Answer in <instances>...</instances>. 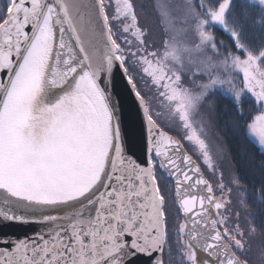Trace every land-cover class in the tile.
<instances>
[{
	"label": "snow or ice",
	"instance_id": "obj_1",
	"mask_svg": "<svg viewBox=\"0 0 264 264\" xmlns=\"http://www.w3.org/2000/svg\"><path fill=\"white\" fill-rule=\"evenodd\" d=\"M227 6L208 11L213 22ZM146 35L133 0H0V264L217 258L222 205L185 151L204 145L157 110L180 94ZM254 59L244 71L264 103ZM202 164L211 170L207 153Z\"/></svg>",
	"mask_w": 264,
	"mask_h": 264
},
{
	"label": "rangeland",
	"instance_id": "obj_2",
	"mask_svg": "<svg viewBox=\"0 0 264 264\" xmlns=\"http://www.w3.org/2000/svg\"><path fill=\"white\" fill-rule=\"evenodd\" d=\"M113 1L116 4V0H112V4ZM135 1L138 15L141 19L146 18V20L144 19L145 27H148L149 31L156 35L159 42L162 41L158 46L155 42H150L155 46L150 50L156 49L155 51L160 53L158 61L164 69L176 77L173 83L178 85L177 91L180 94L179 99L168 100L166 97L163 102H159L162 104V109L157 110L164 112L165 122H169L173 134H177L178 130L183 132L188 125H191L188 128L189 134L193 128L198 131L199 140L203 142L204 147L201 148L196 141H193L188 147L199 162L203 161L204 153H207L211 170L206 169V176L211 181L213 192L217 194L218 199L226 204L225 211L227 209L228 215V212H232L228 207L234 204L235 200L242 206L247 205L249 202L248 193L246 186L239 181L233 168L231 155L222 138V129L220 130L219 126L214 123L216 112L210 108V101L213 99H209V97L215 96V91L219 90V93L230 95L239 105L245 103L249 107L258 108L248 123L247 129L249 134L264 148V142L250 130V126L255 121L264 119V103H261L257 98L254 88H249L250 77L244 71L246 65H243V61L248 59L250 54L255 58L253 71L264 80V75H261L264 74V65L260 60L263 52L259 53L248 48L239 39L237 42L242 51L229 52L216 41L214 24H219L229 31L232 30V27L230 28L227 24L225 16L231 0H223L215 10H212L205 2H202L201 9L197 6L196 0H191V3L189 0ZM256 1L264 4V0ZM225 3L228 6L223 22H213L208 11L217 12L219 7ZM145 7L149 11H146ZM205 24H207L206 29L204 28ZM141 28L143 29L142 26ZM205 32L210 37L207 40L203 36ZM249 62L252 63V61ZM150 95L152 104L158 105L159 98L156 95V90L153 89ZM183 112H187L188 120L182 125ZM261 123V121H257V127ZM223 221H225V215ZM229 221H226V226L232 233L233 231L229 227L231 221ZM233 226L237 228L234 231L235 234L231 235L232 240L235 237L240 240L242 231L239 228V222ZM238 231L240 235H237ZM243 243L246 246L247 242L243 241ZM246 253H249L248 248ZM201 255L205 264H222L219 261H209L206 255ZM172 264H182V261L176 258L175 253Z\"/></svg>",
	"mask_w": 264,
	"mask_h": 264
},
{
	"label": "trees",
	"instance_id": "obj_3",
	"mask_svg": "<svg viewBox=\"0 0 264 264\" xmlns=\"http://www.w3.org/2000/svg\"><path fill=\"white\" fill-rule=\"evenodd\" d=\"M222 1L196 0V4L201 8V3L205 2L212 10H215ZM133 2L139 25L147 33L145 43L149 50L154 49L155 46L152 43L155 42L158 46L162 41L159 42L156 35L145 27L146 18H140L137 3L135 0ZM114 6L113 1V9ZM145 10L149 11L146 7ZM225 16L227 24L230 28L232 27L231 31L219 24H214L216 41L222 48L229 52L242 51L237 42L239 39L248 48L264 54L263 3L256 0H231ZM260 60L264 65V56H261ZM218 91H215L214 97H209L213 99L210 101V108L216 112L214 123L219 126L220 130L222 129V138L231 155L233 168L239 181L246 186L249 200L246 206H242L239 202L236 221L240 225H242V219L245 222V228L241 231L246 233L243 240L247 242L246 245L249 248L248 260L251 264H264V148L249 134L247 129L248 123L258 108L249 107L245 103L239 105L230 95Z\"/></svg>",
	"mask_w": 264,
	"mask_h": 264
},
{
	"label": "water",
	"instance_id": "obj_4",
	"mask_svg": "<svg viewBox=\"0 0 264 264\" xmlns=\"http://www.w3.org/2000/svg\"><path fill=\"white\" fill-rule=\"evenodd\" d=\"M254 90L259 91V86H254ZM140 119L142 120V117ZM177 139H180V138L177 137ZM181 143L183 145L182 140H181ZM185 151H186V154L191 158V160L193 161L194 164L200 165L201 170L203 172V178L209 182V179L207 178L201 164L195 159L193 154L187 149L186 146H185ZM213 199L222 205V208H220L216 211V217H215L217 220L220 221L222 218L223 209L226 207V204L222 200L218 199L214 192H213ZM17 211H20V210L17 209ZM208 215H211V214L210 213L206 214L205 219L208 218ZM25 227H27V226H25ZM208 228H211V223H209ZM15 230H17V231H28V229H21V228H17ZM216 231L220 233V239L218 241H216V243L219 245V247L214 249V252L216 253V257H217L214 261H219L222 264H228L229 260H238L240 262V264H250L248 262H244L237 255V253L235 252L231 243L227 239V236L229 234H228L226 229L223 230V229L217 227ZM201 232H202L201 241L206 243L205 237L212 235V232H210L206 229H201ZM237 244H239V241L235 240V245H237Z\"/></svg>",
	"mask_w": 264,
	"mask_h": 264
},
{
	"label": "flooded vegetation",
	"instance_id": "obj_5",
	"mask_svg": "<svg viewBox=\"0 0 264 264\" xmlns=\"http://www.w3.org/2000/svg\"><path fill=\"white\" fill-rule=\"evenodd\" d=\"M188 147V146H187ZM188 149L190 150V148L188 147ZM191 151V150H190ZM193 154V153H192ZM194 155V154H193ZM194 157L196 158V156L194 155ZM201 163V165H202V167L204 166L203 164H202V162H200ZM203 169H204V167H203ZM205 171V173H206V169L204 170ZM209 184L211 185V181H209ZM215 193V192H214ZM215 195L217 196V194L215 193ZM217 198H218V196H217ZM226 208V207H225ZM225 208L223 209V213H222V218H221V220L219 221V220H217V227H219V228H221V229H223L224 230V228L227 230V232H228V236H227V239L229 240V242L231 243V245H232V247L234 248V250H235V252L237 253V255L244 261V262H248V263H250L251 264V262L248 260V257H249V253H246V250H247V248H248V245H244V243H243V238L244 237H246V233H244V232H242V234H241V238H239L240 240H238L239 241V248L237 247V245H235V240H237V238L235 237V239L234 240H232V237H231V235L232 234H235L234 233V231H236V228L233 226V224H238V222L236 221V217H237V210H238V208H239V206H238V202L235 200V202H234V204H232L231 206H229L228 208H230V210L232 211V212H228V215H230L229 216V218H230V221H229V218H228V215H227V209H226V211H225ZM225 213H226V215H225ZM224 215H225V221H223V217H224ZM245 218V217H244ZM226 221H229L230 223H229V227H230V229L233 231L232 233H230L229 232V229H228V227L226 226ZM241 222H242V227H241V229L240 230H242V228H245V222L243 221V219L241 220ZM227 225H228V223H227ZM241 226V225H240ZM239 227V226H238ZM240 228V227H239ZM246 230V229H245ZM237 235H240V233H239V231L237 232ZM249 249V248H248Z\"/></svg>",
	"mask_w": 264,
	"mask_h": 264
},
{
	"label": "bare ground",
	"instance_id": "obj_6",
	"mask_svg": "<svg viewBox=\"0 0 264 264\" xmlns=\"http://www.w3.org/2000/svg\"><path fill=\"white\" fill-rule=\"evenodd\" d=\"M18 210H20L19 212H25V211H27V209H18Z\"/></svg>",
	"mask_w": 264,
	"mask_h": 264
}]
</instances>
